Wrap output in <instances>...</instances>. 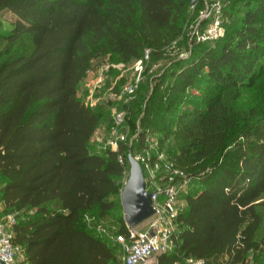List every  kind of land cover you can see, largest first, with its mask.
<instances>
[{
	"label": "trees",
	"instance_id": "1",
	"mask_svg": "<svg viewBox=\"0 0 264 264\" xmlns=\"http://www.w3.org/2000/svg\"><path fill=\"white\" fill-rule=\"evenodd\" d=\"M237 1L246 9L242 26L219 48L196 43L192 60L168 68L174 80L155 78V92L169 93L140 120L133 151L158 128L160 146L174 140L171 160L190 179L176 245L160 264L189 257L264 264V0ZM185 8L186 0H0V217L15 218L6 222L22 264L121 262L117 237L129 238L130 227L124 222L113 238L97 218L118 205L111 197L122 194L130 172L128 146L95 148L104 112L82 100L79 87L104 54L128 62L152 48L161 57ZM5 11L15 16L10 28ZM199 78L212 91L202 106L181 109ZM142 106V99L127 104L131 129Z\"/></svg>",
	"mask_w": 264,
	"mask_h": 264
},
{
	"label": "rangeland",
	"instance_id": "2",
	"mask_svg": "<svg viewBox=\"0 0 264 264\" xmlns=\"http://www.w3.org/2000/svg\"><path fill=\"white\" fill-rule=\"evenodd\" d=\"M218 8L222 9V26L224 35L203 40L201 36L205 33L206 28L213 23L214 16H208L209 11L216 12ZM246 9L243 2L237 0H186V8L181 16L179 23V32L174 39L165 45L161 51L163 55L159 57L152 48H147L143 52L142 63L139 59H133L125 62L115 53H107L93 62L92 69L87 73L79 87V96L89 106L97 108L102 107L103 118L92 137V143L95 144L97 150H104L98 145V138L101 136L110 137V130L115 123L116 116L123 113L125 119L121 127V133L126 135L127 142V158L130 149L133 150L134 142L138 140L140 135V120L147 113V107H152V113L160 110L161 98L168 95V88L164 87L163 91L155 92V78L165 74L166 83L174 80L168 68L179 60H192L196 43H202L204 48H219L218 41L225 38L230 32H233L235 27L242 26V20L245 16ZM2 20L6 28H10V22L15 20V16L5 11L2 14ZM137 84L135 93L120 95L122 87ZM212 86L207 78H199L198 84L194 88H189L182 97V108H193L202 106V97L205 92H211ZM157 98H159L157 100ZM143 101V106L140 109V114L137 119L138 126L136 129H131L127 124V104L133 100ZM158 128L153 132H148L146 138L149 142H145L149 152H156L159 138L162 135ZM148 143V144H147ZM171 158L170 151L175 150V142L171 138L164 146H162ZM168 148V149H167ZM106 151V150H105ZM134 150V156L138 153ZM129 160V158H128ZM128 172L123 178V186L129 178ZM4 184V180L0 178V188ZM187 186V185H186ZM111 199L118 201L117 207L103 218H97V224L100 230H106L107 235L115 236L122 224L126 222L124 209L119 196H112ZM181 209L184 203L180 200ZM4 211V205L0 200V214ZM98 211L93 215L97 217ZM264 212V209H263ZM35 211L23 213L25 217L34 214ZM149 219V218H148ZM141 222L135 228H142L146 221ZM114 238V237H113Z\"/></svg>",
	"mask_w": 264,
	"mask_h": 264
},
{
	"label": "built area",
	"instance_id": "3",
	"mask_svg": "<svg viewBox=\"0 0 264 264\" xmlns=\"http://www.w3.org/2000/svg\"><path fill=\"white\" fill-rule=\"evenodd\" d=\"M214 16V21L206 28L201 39H213L224 35L222 26V9L209 11L208 16ZM142 58L139 63H142ZM137 84L122 87L120 95L136 92ZM125 115L116 116L115 123L110 130V137L98 138V145L104 150L119 152L122 143L127 142L126 135L121 133ZM138 139V138H137ZM146 141L149 142L148 138ZM145 141V142H146ZM148 144V143H147ZM145 146L135 158L141 163L145 172L147 190L152 194L154 214L140 229L130 227V236L119 235L117 240L123 245V256L119 264H153L149 260L159 254L171 252L177 241L178 216L181 211L180 193L188 184L189 177L184 170L176 167L167 152L158 142L156 152H149ZM124 161V155H119ZM15 222L13 215L0 217V259L6 264H17L16 259L22 248L14 243V232L9 227ZM171 264H182L176 261ZM186 264H206L205 260L194 257L186 259Z\"/></svg>",
	"mask_w": 264,
	"mask_h": 264
},
{
	"label": "water",
	"instance_id": "4",
	"mask_svg": "<svg viewBox=\"0 0 264 264\" xmlns=\"http://www.w3.org/2000/svg\"><path fill=\"white\" fill-rule=\"evenodd\" d=\"M130 174L123 187L121 201L125 219L129 227H136L151 217L153 207L152 194L147 190L145 172L141 163L135 158L133 150L129 151ZM0 264H6L0 259Z\"/></svg>",
	"mask_w": 264,
	"mask_h": 264
},
{
	"label": "crops",
	"instance_id": "5",
	"mask_svg": "<svg viewBox=\"0 0 264 264\" xmlns=\"http://www.w3.org/2000/svg\"><path fill=\"white\" fill-rule=\"evenodd\" d=\"M160 255H161V254L152 257V258L149 260V262H150V263H153V264H160ZM122 256H123V255H122ZM121 260H122V258H121ZM16 263H17V264H22V256H21V253L17 256Z\"/></svg>",
	"mask_w": 264,
	"mask_h": 264
}]
</instances>
